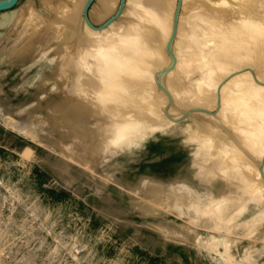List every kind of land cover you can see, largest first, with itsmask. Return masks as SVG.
<instances>
[{"label":"bare ground","instance_id":"1","mask_svg":"<svg viewBox=\"0 0 264 264\" xmlns=\"http://www.w3.org/2000/svg\"><path fill=\"white\" fill-rule=\"evenodd\" d=\"M41 2L53 13L41 17L26 53L61 41L46 81L63 85L59 100L31 118L39 127L50 124L57 141L67 138L60 152L86 165L133 134L175 125L171 134L191 147L190 169L141 187L190 225L157 224L160 231L181 240H190L196 226L229 231L247 201L264 206V0H123L118 19L101 26L95 24L120 0H96L89 22L87 0ZM34 11L28 2L23 20ZM212 109L209 118L191 114ZM188 114L190 123L170 117ZM260 220L256 228L264 227V213ZM203 244L215 249L219 242L210 236Z\"/></svg>","mask_w":264,"mask_h":264},{"label":"rangeland","instance_id":"2","mask_svg":"<svg viewBox=\"0 0 264 264\" xmlns=\"http://www.w3.org/2000/svg\"><path fill=\"white\" fill-rule=\"evenodd\" d=\"M28 2L34 15L23 20ZM52 6L19 0L0 15L14 19L0 22V264H264V227L256 228L264 206L256 200L246 202L229 231L196 226L190 240H181L156 227L189 224L184 215L157 207L141 187L190 169V145L171 134L177 126L133 134L83 165L60 152L59 144L70 145L66 137L57 141L50 124L32 121L51 98L59 100L63 85L46 81L61 41L47 40L37 54L26 53ZM209 111L191 114L216 113ZM178 116L170 115L175 124L191 122L189 114ZM210 236L219 242L215 249L203 244Z\"/></svg>","mask_w":264,"mask_h":264},{"label":"water","instance_id":"3","mask_svg":"<svg viewBox=\"0 0 264 264\" xmlns=\"http://www.w3.org/2000/svg\"><path fill=\"white\" fill-rule=\"evenodd\" d=\"M18 1L19 0H0V15L2 14V12L13 8L18 3ZM92 1L93 0H87L86 5L84 6V10H83V16L87 22H89L87 19V10H88V7ZM122 5H123V0H120L118 11L116 12V14L113 17H115L119 13V10L122 7ZM110 19H108L107 21H109Z\"/></svg>","mask_w":264,"mask_h":264}]
</instances>
